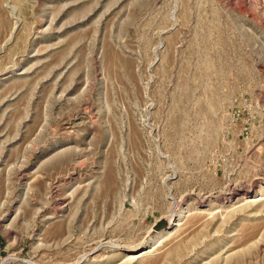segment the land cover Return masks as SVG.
Listing matches in <instances>:
<instances>
[{
    "label": "rangeland",
    "instance_id": "obj_1",
    "mask_svg": "<svg viewBox=\"0 0 264 264\" xmlns=\"http://www.w3.org/2000/svg\"><path fill=\"white\" fill-rule=\"evenodd\" d=\"M233 253L264 264V0H0V264Z\"/></svg>",
    "mask_w": 264,
    "mask_h": 264
},
{
    "label": "bare ground",
    "instance_id": "obj_2",
    "mask_svg": "<svg viewBox=\"0 0 264 264\" xmlns=\"http://www.w3.org/2000/svg\"><path fill=\"white\" fill-rule=\"evenodd\" d=\"M242 196V195H241ZM243 202V201H242ZM243 203H245V204H243V205H240V206H238L237 207V209L236 210H238V211H244V209L247 207V204H246V202H243ZM227 207V206H226ZM237 211V212H238ZM226 213V212H225ZM182 214H183V212L182 213H180V214H176V215H174L173 216V220H172V218L170 217V223H167V225L166 226H164L163 228H161V230H156L155 231V233H154V237L156 238V240H157V238H162V237H164L165 235H167L168 233H171V231L173 230V227H174V225L176 226L177 225V223L178 222H180L181 220H182V218L184 217V216H182ZM223 215H224V213H223ZM210 218V217H209ZM213 217H211L210 219H212ZM221 218V217H220ZM222 218H223V216H222ZM214 219V218H213ZM200 223V222H199ZM198 223V224H199ZM153 237V236H152ZM152 239H154V238H151V240ZM155 240V241H156ZM149 243V242H148ZM151 243V242H150ZM152 243H154V242H152ZM149 248H145L144 250H141L140 251V254L139 255H137V256H135L134 254L133 255H131L130 257L132 258V259H134V258H137V257H143V256H145V255H147L149 252H151V245H149L148 246ZM231 250H233V248L231 249ZM233 255L235 256V254L233 253V254H227V255H225V256H223V263L224 264H228L229 262H230V260H233L232 258H233ZM240 255V254H239ZM241 256V255H240ZM220 263V262H219ZM218 263V264H219Z\"/></svg>",
    "mask_w": 264,
    "mask_h": 264
}]
</instances>
